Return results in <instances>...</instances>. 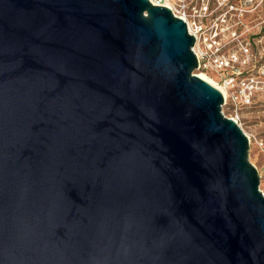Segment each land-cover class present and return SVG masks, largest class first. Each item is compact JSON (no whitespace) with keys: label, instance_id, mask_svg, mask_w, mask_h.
<instances>
[{"label":"water","instance_id":"95a60500","mask_svg":"<svg viewBox=\"0 0 264 264\" xmlns=\"http://www.w3.org/2000/svg\"><path fill=\"white\" fill-rule=\"evenodd\" d=\"M195 37L150 0H0V264H264V195Z\"/></svg>","mask_w":264,"mask_h":264},{"label":"built area","instance_id":"2783aa9c","mask_svg":"<svg viewBox=\"0 0 264 264\" xmlns=\"http://www.w3.org/2000/svg\"><path fill=\"white\" fill-rule=\"evenodd\" d=\"M150 1L170 8L176 17L186 22L188 32L195 37L193 50L198 58L197 70L211 69L219 75L218 83L228 91L227 97L223 94L222 112L226 115L225 106H231L234 113L228 117L238 123L240 106H248L256 99L264 98V69L259 73L250 69L252 46L250 40L243 37L247 30L243 19L246 12L252 11L253 0ZM248 137L250 150L255 144L264 159V138ZM256 167L260 175V190L264 195V162Z\"/></svg>","mask_w":264,"mask_h":264},{"label":"rangeland","instance_id":"374dc122","mask_svg":"<svg viewBox=\"0 0 264 264\" xmlns=\"http://www.w3.org/2000/svg\"><path fill=\"white\" fill-rule=\"evenodd\" d=\"M250 7L252 11L246 12L243 19L247 25L243 37L250 40L252 46L253 54L249 59L250 69L253 73H259V70L264 69V0H253ZM196 72L207 75L215 82L217 81L216 83L220 80L219 75L211 69L207 71L196 70ZM224 109L227 116H232L234 113L231 106H225ZM239 115L238 123L247 135L251 136L252 139L254 137L264 138V98L261 100L256 99L251 105L240 106ZM250 159L258 166H261L264 162L255 144L252 145L250 150Z\"/></svg>","mask_w":264,"mask_h":264},{"label":"bare ground","instance_id":"6f19581e","mask_svg":"<svg viewBox=\"0 0 264 264\" xmlns=\"http://www.w3.org/2000/svg\"><path fill=\"white\" fill-rule=\"evenodd\" d=\"M201 77H203L204 79H206L208 82H210L211 84H213L214 86L218 87L222 92L223 94L227 97L228 96V91L227 89L222 86V85H219L218 83H216L212 78L208 77L207 75L205 74H199Z\"/></svg>","mask_w":264,"mask_h":264}]
</instances>
